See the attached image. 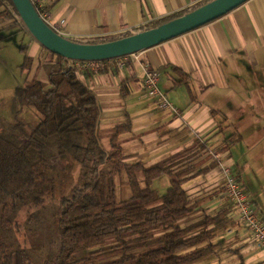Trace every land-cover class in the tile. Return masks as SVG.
Returning a JSON list of instances; mask_svg holds the SVG:
<instances>
[{
    "label": "trees",
    "instance_id": "16d2710c",
    "mask_svg": "<svg viewBox=\"0 0 264 264\" xmlns=\"http://www.w3.org/2000/svg\"><path fill=\"white\" fill-rule=\"evenodd\" d=\"M19 21L13 1L0 0V23L11 22L4 28ZM131 33L67 38L97 43ZM43 49L45 78H25L14 90V118L0 116V264H206L204 259L221 250L223 241L214 238L232 225V217L224 208L184 223L202 210L201 198L188 197L185 189L201 173L186 161L187 150L151 164L127 161L119 136L130 130L128 118L108 131L105 150L97 129L98 100L81 79L90 71L75 70L61 55ZM20 51L21 71L30 70L34 56L25 46ZM172 69L178 73L175 83L188 82L186 72ZM27 106L40 114L39 121L21 116ZM164 174L169 184L160 192L152 184ZM124 185L130 195L120 198L117 191Z\"/></svg>",
    "mask_w": 264,
    "mask_h": 264
},
{
    "label": "crops",
    "instance_id": "0c3cea01",
    "mask_svg": "<svg viewBox=\"0 0 264 264\" xmlns=\"http://www.w3.org/2000/svg\"><path fill=\"white\" fill-rule=\"evenodd\" d=\"M197 1L41 0V5L52 22L64 20L65 37L80 38L134 32ZM41 49L34 41L29 55L35 60ZM172 66L186 72L188 82L175 83L178 73ZM260 66H264V0H247L219 18L129 56L122 68L81 75L98 100V127L106 135L116 123L130 120V130L119 136L127 161L151 164L187 150L186 161L197 164L194 172L201 173L192 176L185 189L188 197L201 198L202 210L184 219L185 224L203 211L229 209L232 225L216 235L214 242L223 241L221 250L204 259L206 264H264V247L254 244L225 197L221 171L223 165L231 167L264 222V82H257L264 81V67ZM149 69L160 72L159 86L173 108L162 109L145 94L143 78ZM246 79L255 81L253 88H246ZM156 179L155 188L163 192L169 184L167 175Z\"/></svg>",
    "mask_w": 264,
    "mask_h": 264
},
{
    "label": "water",
    "instance_id": "95a60500",
    "mask_svg": "<svg viewBox=\"0 0 264 264\" xmlns=\"http://www.w3.org/2000/svg\"><path fill=\"white\" fill-rule=\"evenodd\" d=\"M23 26L46 49L66 60H101L138 53L181 35L238 7L247 0H211L204 5L158 26L136 30L113 40L82 43L54 31L39 15L30 0H12Z\"/></svg>",
    "mask_w": 264,
    "mask_h": 264
},
{
    "label": "rangeland",
    "instance_id": "374dc122",
    "mask_svg": "<svg viewBox=\"0 0 264 264\" xmlns=\"http://www.w3.org/2000/svg\"><path fill=\"white\" fill-rule=\"evenodd\" d=\"M10 23L11 22L0 23V37L1 35H4V37L0 39V116L6 120H12L14 118V113L12 111L14 90L22 84L25 78H31L33 75L40 79L45 78V72L43 71V67L41 65L48 57L45 49H43L44 47H42L40 52L35 57L32 68L30 70L21 71L20 64L23 61V53L20 51V47L25 46L27 53L29 54L31 52L32 42H36V40L23 26L21 21H19L18 26H11L5 29L4 26H7ZM246 67L249 68L248 65H246ZM252 67L257 69L256 66ZM263 67L264 66H260V69L263 70ZM244 73L245 76L248 74L246 69L244 70ZM244 82L247 89L254 87L255 81L246 79ZM257 82L263 84L264 81ZM248 99H252V97L250 96ZM21 116L26 120L33 122H37L40 119V114L30 106L23 108ZM98 135L101 146L105 150H108L109 142L106 131L103 129L101 130L98 127ZM157 180L158 179L153 180L152 185L154 187H157ZM117 194L120 198H127L130 195V190L127 185H124L118 188Z\"/></svg>",
    "mask_w": 264,
    "mask_h": 264
},
{
    "label": "built area",
    "instance_id": "2783aa9c",
    "mask_svg": "<svg viewBox=\"0 0 264 264\" xmlns=\"http://www.w3.org/2000/svg\"><path fill=\"white\" fill-rule=\"evenodd\" d=\"M35 6L41 18L56 32L62 34L61 26L64 20L57 22L51 21L48 11H45L41 5V0H30ZM123 55L101 60H72L70 65L75 70H87L98 72L107 68H122L129 56ZM160 72L156 69L147 70L143 78V89L147 96L153 98L162 109L173 108V104L167 98L166 93L159 86ZM224 179V194L230 205L237 211L238 218L250 232L254 244L257 247H264V222L260 219L257 208L252 204L249 195L245 192L239 180L234 176L232 169L228 165L222 166Z\"/></svg>",
    "mask_w": 264,
    "mask_h": 264
}]
</instances>
